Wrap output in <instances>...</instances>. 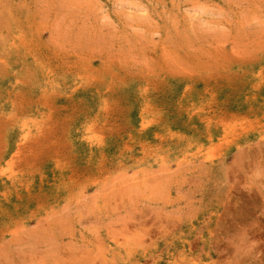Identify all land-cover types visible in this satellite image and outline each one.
Here are the masks:
<instances>
[{
  "label": "rangeland",
  "instance_id": "1",
  "mask_svg": "<svg viewBox=\"0 0 264 264\" xmlns=\"http://www.w3.org/2000/svg\"><path fill=\"white\" fill-rule=\"evenodd\" d=\"M0 264H264V0H0Z\"/></svg>",
  "mask_w": 264,
  "mask_h": 264
},
{
  "label": "bare ground",
  "instance_id": "2",
  "mask_svg": "<svg viewBox=\"0 0 264 264\" xmlns=\"http://www.w3.org/2000/svg\"><path fill=\"white\" fill-rule=\"evenodd\" d=\"M147 223V222H146Z\"/></svg>",
  "mask_w": 264,
  "mask_h": 264
}]
</instances>
